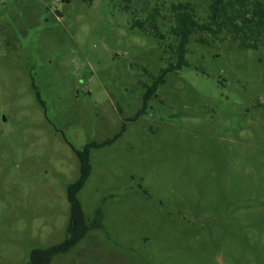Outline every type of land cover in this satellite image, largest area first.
Here are the masks:
<instances>
[{
  "label": "rangeland",
  "instance_id": "374dc122",
  "mask_svg": "<svg viewBox=\"0 0 264 264\" xmlns=\"http://www.w3.org/2000/svg\"><path fill=\"white\" fill-rule=\"evenodd\" d=\"M180 3L208 20L211 0H0V264L65 239L74 149L124 125L79 195L102 227L52 264H264V38L193 36L144 108Z\"/></svg>",
  "mask_w": 264,
  "mask_h": 264
},
{
  "label": "trees",
  "instance_id": "16d2710c",
  "mask_svg": "<svg viewBox=\"0 0 264 264\" xmlns=\"http://www.w3.org/2000/svg\"><path fill=\"white\" fill-rule=\"evenodd\" d=\"M171 10L175 23L171 29V35L174 37L175 43L170 44L169 49L176 56L177 63L164 68L153 84L148 87L144 97V108L156 95L159 86L165 83L168 73L181 70L188 65V44L193 36L208 33L217 38L227 31L246 48L259 49L263 42L264 0H211L210 15L206 22H200L196 18L195 10L189 3L174 4ZM150 23L149 21L136 20L132 28H139L145 33L153 32L157 39L165 41L166 36L158 31L157 26ZM199 42L206 43L202 38L199 39ZM33 87L35 88L34 85ZM36 96L38 101L43 103L39 92H36ZM125 131L126 125L112 140L103 143L91 142L83 150L74 149L79 158L80 167L79 177L66 188L70 212L65 239L48 248L33 249L30 252L28 264H52L56 256L69 253L91 231L102 227L101 215H97L93 220L87 218L79 195L92 175L91 150L114 144Z\"/></svg>",
  "mask_w": 264,
  "mask_h": 264
}]
</instances>
